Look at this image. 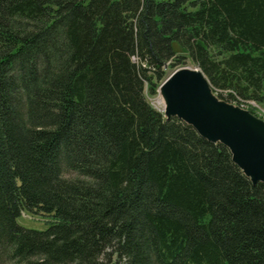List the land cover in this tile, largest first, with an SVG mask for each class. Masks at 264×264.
Wrapping results in <instances>:
<instances>
[{"label":"trees","instance_id":"16d2710c","mask_svg":"<svg viewBox=\"0 0 264 264\" xmlns=\"http://www.w3.org/2000/svg\"><path fill=\"white\" fill-rule=\"evenodd\" d=\"M187 59L264 107V0H0V264H264V183L145 98Z\"/></svg>","mask_w":264,"mask_h":264},{"label":"water","instance_id":"95a60500","mask_svg":"<svg viewBox=\"0 0 264 264\" xmlns=\"http://www.w3.org/2000/svg\"><path fill=\"white\" fill-rule=\"evenodd\" d=\"M157 92L165 118L174 116L204 139L221 143L251 183H264L263 120L247 109L218 99L196 65L171 70Z\"/></svg>","mask_w":264,"mask_h":264},{"label":"rangeland","instance_id":"374dc122","mask_svg":"<svg viewBox=\"0 0 264 264\" xmlns=\"http://www.w3.org/2000/svg\"><path fill=\"white\" fill-rule=\"evenodd\" d=\"M174 49H175V51L180 52L178 46L174 45ZM191 65H194V64L190 60L187 59L186 62L184 63V65H180L178 67L191 66ZM169 71L170 70H167V73ZM144 93H145L146 100L152 106L157 101H161L158 92L156 94L150 95V94L147 93V89L145 88ZM248 105L251 106L252 109L251 108L250 109L253 111L255 116L257 118H259V119L264 121V107L262 105L254 104L253 102H250ZM248 105H247V107L241 106V108L248 110V108H249ZM48 220H49V217L44 215V214H40V213H36L35 214V213L29 212V211H23L22 214L18 217L17 222L20 225H22L24 227H27V228L44 230L48 226V223H47ZM101 260L105 264H109L111 262H115L114 258H110L108 261H104L103 258Z\"/></svg>","mask_w":264,"mask_h":264},{"label":"built area","instance_id":"2783aa9c","mask_svg":"<svg viewBox=\"0 0 264 264\" xmlns=\"http://www.w3.org/2000/svg\"><path fill=\"white\" fill-rule=\"evenodd\" d=\"M158 100H159V99H158ZM153 107H154L156 110H158V111H161V110H162V105H161L160 101H157V102L153 105Z\"/></svg>","mask_w":264,"mask_h":264}]
</instances>
